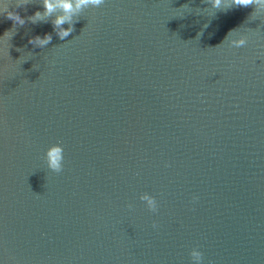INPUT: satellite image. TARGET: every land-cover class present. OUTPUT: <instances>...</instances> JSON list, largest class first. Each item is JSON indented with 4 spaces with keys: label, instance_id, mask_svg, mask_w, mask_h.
Segmentation results:
<instances>
[{
    "label": "water",
    "instance_id": "water-1",
    "mask_svg": "<svg viewBox=\"0 0 264 264\" xmlns=\"http://www.w3.org/2000/svg\"><path fill=\"white\" fill-rule=\"evenodd\" d=\"M4 2L0 264H264V11L105 0L61 40Z\"/></svg>",
    "mask_w": 264,
    "mask_h": 264
},
{
    "label": "clouds",
    "instance_id": "clouds-1",
    "mask_svg": "<svg viewBox=\"0 0 264 264\" xmlns=\"http://www.w3.org/2000/svg\"><path fill=\"white\" fill-rule=\"evenodd\" d=\"M104 2L105 0H42L41 5L43 12L38 10L33 15L23 18L17 11H15V9L24 7L28 5L29 2H25V0H16V2L10 7L8 0H5L3 4V15H5L7 19L11 20L13 22V28H16L17 26H24L26 22L35 24L39 21L45 20L46 17L52 16L54 13H59L55 16V19L52 20V24L54 30H56L57 36L61 40H64L75 30V21L73 20L74 16L79 17L86 9L90 7H99ZM210 3L213 8L221 9L222 0H210ZM249 6H254V12L264 11V0H231V2L227 5V8H247ZM65 23L69 25L67 28L63 27ZM12 29L6 33L11 32ZM51 40V33H45L43 37L36 35L30 38L29 43L35 47L43 48L48 45ZM230 44L235 47L244 46L246 44V37L240 36L239 38L232 39L230 40ZM45 160L48 168L53 172L60 173L63 170L64 149L62 142L53 143L48 146L45 153ZM140 199L146 202V206L150 211L156 212L158 210L157 200L155 197L144 193L140 196ZM196 199H198V197L194 196L193 200ZM128 207L131 208L132 205L130 204ZM156 226V222L154 221L153 227ZM190 256L192 259H195L198 264H201L203 260V253L200 250H191Z\"/></svg>",
    "mask_w": 264,
    "mask_h": 264
}]
</instances>
